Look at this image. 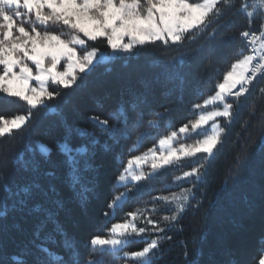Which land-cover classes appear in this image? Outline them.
<instances>
[{"label": "trees", "instance_id": "obj_1", "mask_svg": "<svg viewBox=\"0 0 264 264\" xmlns=\"http://www.w3.org/2000/svg\"><path fill=\"white\" fill-rule=\"evenodd\" d=\"M233 2L235 7L222 19L215 37L198 34L183 49L145 50L100 63L85 79L47 101L46 107L33 109L28 125L0 140V149L10 148L6 162L0 160V264H61L57 257L69 264H86L88 259L131 264L107 252H93L90 238L107 236L112 223L122 221L127 211L153 204V196L176 191L168 187L173 178L200 163L205 165V176L200 181L189 177L190 183H184L192 185L193 195L179 220L163 226L171 239L160 240L154 264H259L264 254V150L260 146L264 94L259 92L264 81L259 79L250 97L255 106L245 103L231 124L224 120L226 131L214 157L201 160L204 154H199L136 187L129 184L131 202L117 210L114 219L104 215L114 196L125 191L117 177L127 159L155 143L144 140L139 151L129 152L137 134H166L169 124L177 129L195 118L199 113L193 112V104L213 95L222 73L239 58L244 48L240 33L248 28V19L238 10L241 0ZM178 52L184 55L178 57ZM173 57H178L179 71L168 63ZM180 59L187 62L179 65ZM121 106L123 115L112 119L110 113ZM155 112L164 116L155 118L158 128H150L148 121ZM27 113L24 101L0 99V116L10 119ZM91 117L108 119L126 130L129 138L115 143ZM96 139L99 142L93 143ZM38 143L48 146L49 153L43 154ZM62 145L78 162L82 184L75 187ZM121 154L124 164L118 159ZM245 154L247 160L241 161ZM238 161L239 176L233 178ZM24 188L33 193L26 203H22ZM155 235L150 233L152 238ZM140 246L132 243L126 250Z\"/></svg>", "mask_w": 264, "mask_h": 264}, {"label": "snow or ice", "instance_id": "obj_2", "mask_svg": "<svg viewBox=\"0 0 264 264\" xmlns=\"http://www.w3.org/2000/svg\"><path fill=\"white\" fill-rule=\"evenodd\" d=\"M234 7L233 0H0V99L7 101L15 97L28 106L27 115H16L10 119L0 116V140L6 134L12 135L13 130L19 131L28 125L33 109L46 107V102L57 99L62 89L72 87L78 79L82 81L95 71L105 58L100 45L110 48L112 53L183 49L190 46L198 34L215 37L222 19ZM238 10L248 19V28L240 33L244 48L240 50L239 58L222 73L214 94L204 99L202 104H193V112L199 113L195 118L177 129L169 124L166 134H137L129 152L139 151L144 140H154L155 143L127 159L117 177L118 185L125 191L114 196L108 204L110 211L104 213L106 217L114 219L117 210H123L131 202L132 188L128 187L129 184L136 187L161 170L179 165L181 161L197 157V154H204L201 160L214 157V150L222 144V133L226 129L213 123L209 134L206 127L209 122L224 118L231 124L245 103L255 106V99L250 100L254 82L258 79L264 81V0H252L251 3L241 0ZM183 55L178 52V57ZM178 57L168 61L177 71ZM186 62L180 59L179 65ZM259 92L264 94V87ZM209 106L214 110L204 111ZM122 115V106L110 113L112 119H119ZM153 116L148 126L158 128L159 122L155 118H163L164 113L155 112ZM90 119L115 143L129 138L126 130L110 124L108 119ZM139 123L138 118L136 125ZM124 124L126 129L127 117ZM261 127L264 128V119ZM81 132L83 134L86 130ZM98 142V139L93 141ZM260 146L264 150V136ZM40 148L44 153L50 151L44 145ZM61 150L71 165V184L73 187L82 184L78 162L66 145H62ZM9 151L10 148L0 149V160L6 162ZM247 158L245 154L241 161ZM118 159L124 164L123 154ZM241 161L233 170V178L239 176ZM134 165L137 166L135 170ZM144 165H148L150 171H145ZM204 167V163H200L199 167L184 171L177 179L195 177L200 181L205 176ZM22 191L25 194L22 203H26L33 193L28 188ZM152 202L151 208L145 206L127 211L122 221L111 224L108 236L91 237V250L110 253L131 264H154V257L161 247L160 240L171 239L166 236L165 228L160 227L161 220L152 218V213L160 211L156 202L168 207L170 214L163 215L162 219L173 224L186 212L187 196L162 192L153 196ZM141 221L145 227L139 226ZM149 233H155V238L146 235ZM161 234L165 235L162 237ZM133 237L141 239L136 241ZM137 242L141 244L138 249L126 250ZM56 259L61 264H69L62 257ZM86 264H102V261L88 259ZM259 264H264V254Z\"/></svg>", "mask_w": 264, "mask_h": 264}, {"label": "rangeland", "instance_id": "obj_3", "mask_svg": "<svg viewBox=\"0 0 264 264\" xmlns=\"http://www.w3.org/2000/svg\"><path fill=\"white\" fill-rule=\"evenodd\" d=\"M100 47H101V51H102V53H104V56H105V58L102 60V62L101 63H108V62H110L112 59H114L116 56H118V55H122V54H130V53H112V51H111V49L110 48H107L106 46H104V45H100ZM212 110H214V108L212 107V106H209L207 109H204V111H212ZM223 122H224V118H217L216 119V121H210L209 122V124L206 126L207 127V129H208V133L209 134H211V130H212V125H213V123H215L216 125H218L219 127H221V128H223L222 126H223ZM223 134V133H222ZM197 138H200V137H197ZM187 142H189V143H191V142H193L192 140H188ZM38 145V148H39V150L41 151V148H40V145H44V144H42V143H38L37 144ZM45 147H47L48 149H49V147L48 146H46V145H44ZM215 151V150H214ZM42 152V151H41ZM43 154H48L49 152H47V153H44V152H42ZM197 155H199V154H197ZM195 157H193V158H190V159H194ZM212 157H210V158H207L208 159V161L211 159ZM190 159H188V160H190ZM184 162L183 161H181V163L180 164H183ZM179 164V165H180ZM144 167V170L145 171H150V168L148 167V165H144L143 166ZM174 167V166H173ZM137 168V166H135L134 165V170ZM182 174H183V172L182 173H180L178 176H176L175 178H173V184H171V185H169L168 187L169 188H173V189H175L176 191H173L172 193H176V194H178V195H183V196H187V203H186V208L188 207V203H189V200L191 199V197H192V195H193V191H192V185L191 186H184V183H190V180H188V178H182V179H177V177H182ZM179 186H182L179 190H178V187ZM189 190V191H184V190ZM172 193H169V195L170 194H172ZM152 205L153 204H151V205H148L147 207H149V208H151L152 207ZM145 206H143V207H141V208H144ZM156 207L157 208H159L160 209V211L159 212H157V213H152V218L153 219H160L161 220V223H160V227H163V226H165V225H168L169 224V222H165V221H163V219H162V217H163V215H168V214H170V212L168 211V207L167 206H165L163 203H161V202H156ZM139 226H141V227H145L146 225L141 221V222H139ZM110 233H108V235H109ZM107 235V236H108ZM146 235H148V234H146ZM149 235H150V233H149ZM133 239L134 240H136V241H139L141 238L140 237H133Z\"/></svg>", "mask_w": 264, "mask_h": 264}]
</instances>
